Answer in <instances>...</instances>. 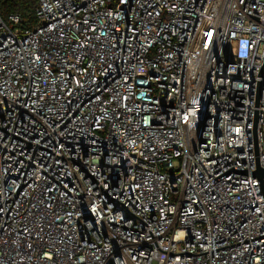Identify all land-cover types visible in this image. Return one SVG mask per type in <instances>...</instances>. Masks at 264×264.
Masks as SVG:
<instances>
[{
  "label": "built area",
  "instance_id": "obj_1",
  "mask_svg": "<svg viewBox=\"0 0 264 264\" xmlns=\"http://www.w3.org/2000/svg\"><path fill=\"white\" fill-rule=\"evenodd\" d=\"M35 17H0V264H264V0Z\"/></svg>",
  "mask_w": 264,
  "mask_h": 264
},
{
  "label": "trees",
  "instance_id": "obj_2",
  "mask_svg": "<svg viewBox=\"0 0 264 264\" xmlns=\"http://www.w3.org/2000/svg\"><path fill=\"white\" fill-rule=\"evenodd\" d=\"M37 5L38 0H0V17L13 28H30L36 23ZM10 15L18 16L19 23L10 24L7 20Z\"/></svg>",
  "mask_w": 264,
  "mask_h": 264
},
{
  "label": "water",
  "instance_id": "obj_3",
  "mask_svg": "<svg viewBox=\"0 0 264 264\" xmlns=\"http://www.w3.org/2000/svg\"><path fill=\"white\" fill-rule=\"evenodd\" d=\"M199 131H202V127L200 126ZM253 176H255L256 178H258L260 181H262L263 177H264V170L258 168L254 173Z\"/></svg>",
  "mask_w": 264,
  "mask_h": 264
}]
</instances>
